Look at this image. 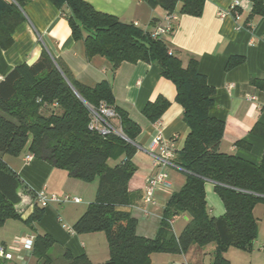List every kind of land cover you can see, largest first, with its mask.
<instances>
[{
  "label": "trees",
  "instance_id": "trees-1",
  "mask_svg": "<svg viewBox=\"0 0 264 264\" xmlns=\"http://www.w3.org/2000/svg\"><path fill=\"white\" fill-rule=\"evenodd\" d=\"M32 0H0V48L13 44L15 30L25 21L23 10ZM65 16L74 41H83L88 59L105 58L112 71L122 63L144 61L156 65L161 77L176 90L175 102L183 110L182 119L189 128L183 148L174 160L185 174L183 186L164 205L161 221L153 239L136 234V220L127 210L137 199L127 189L135 172L131 162L140 127L120 109L111 86L102 81L94 87L73 79L46 52L31 65L15 66L0 81V155L18 156L27 150L69 177L84 182L97 181L95 200L74 223L76 234L102 232L109 247L105 264H151L153 254H186L192 247L214 244L211 264H229L224 253L229 247L252 248L257 224L253 210L264 205V154L259 164L219 151L224 122L210 115L213 89L190 60L183 67L168 50L162 37L151 38L133 24L96 11L84 0H48ZM151 8L160 6L172 13L181 3L180 12L199 16L203 0H144ZM251 16H264V0H251ZM170 52V54H169ZM242 62L231 58L227 68ZM264 91V81L258 83ZM100 104L112 108L118 127L126 139L115 134L100 135L89 129L88 107ZM170 103L158 97L148 103L143 116L155 123ZM44 112H48L45 114ZM109 162L113 164L110 165ZM213 183L214 192L225 213L212 217L206 203L205 184ZM20 181L0 158V227L9 219H19L14 206L19 203ZM39 211L25 222L30 225ZM187 216L179 236L172 222ZM55 242L48 235H36L33 257L37 264H53L50 256ZM63 264H91L85 255L73 257L67 252Z\"/></svg>",
  "mask_w": 264,
  "mask_h": 264
},
{
  "label": "crops",
  "instance_id": "crops-1",
  "mask_svg": "<svg viewBox=\"0 0 264 264\" xmlns=\"http://www.w3.org/2000/svg\"><path fill=\"white\" fill-rule=\"evenodd\" d=\"M84 1L96 11L112 15L122 23L135 24L147 33L163 23L167 14L176 16L172 32L162 39L183 67L190 60L196 61L198 72L213 89V106L209 113L224 122L219 151L253 164L261 162L264 154V91L258 83L264 81V16H251V0H203L199 16L181 13V3L172 13H167L160 6L151 8L144 0ZM234 2H238L234 10L237 15L232 11L221 18L219 12L229 11ZM65 13H68L67 9L59 10L48 0H32L25 6V21L15 30L13 44L7 50L0 48V81L15 66L31 65L46 52L78 83L87 87L102 81L110 84L116 105L141 129L134 142L136 152L131 160L135 172L127 183L128 191L136 193L138 199L127 210L137 222V236L153 239L164 205L186 180L179 169L155 167L147 152L150 142L158 134L174 145L175 158L184 146L189 128L182 119L181 106L175 102V87L161 77L154 64L144 61L122 63L113 72L105 58L88 59L83 41L73 40ZM237 57L242 58V62L227 68L229 59ZM158 97L170 105L155 123H151L142 111ZM112 123L118 127V119ZM29 155L32 158L27 160ZM0 158L20 181V201L14 206L19 219L6 220L0 227V246L12 254V259H0V264H37L33 247L27 250L24 242L27 236L34 240L36 235L44 234L55 242L51 252H55L62 264L65 252L73 257L85 255L91 264L108 261L109 247L102 232L76 234L72 229L96 197V181L71 178L65 170L33 157L27 150L18 156L4 154ZM158 171L167 174V185H159L154 202L147 204L143 201L146 179ZM40 193L46 198L55 195L59 202H49L41 207L36 201ZM66 196L78 198L80 202L64 201ZM205 196L210 216H222L225 213L223 203L210 181L205 184ZM35 211L40 212L38 219L30 225L25 224ZM187 222V216L172 222L175 236L180 235ZM258 245L259 251L264 253V246ZM205 248L192 246L189 251L203 257Z\"/></svg>",
  "mask_w": 264,
  "mask_h": 264
},
{
  "label": "built area",
  "instance_id": "built-area-1",
  "mask_svg": "<svg viewBox=\"0 0 264 264\" xmlns=\"http://www.w3.org/2000/svg\"><path fill=\"white\" fill-rule=\"evenodd\" d=\"M238 7V2H234L229 8V11L219 12L221 18L225 17L229 13L237 15L235 9ZM176 20V16L173 14H167L164 22L156 25L154 30L151 32V38L159 39L173 30V22ZM135 25V24H134ZM170 54V52H169ZM90 113V122L89 129L95 131L100 135L106 136L115 134L123 139H126L122 134V131L119 127H116L112 121L117 118L114 110L105 104H100L98 108L88 107ZM147 152L152 156L154 166L157 168L173 167L182 171L178 166L175 165V147L174 145L158 134L149 144ZM32 157L29 155L26 157L27 160H30ZM159 185H167V174L158 171L156 174L148 177L146 179V185L143 193V201L147 204L154 202V193L156 188ZM64 201L72 200L75 203H79L78 198H70L66 196L63 198ZM37 203L41 207H45L49 202H59V199L53 195L50 198H46L43 193L38 194L36 198ZM33 237L27 236L24 242V247L27 250H31L33 247ZM0 259L9 261L12 259V254L8 253L3 246H0Z\"/></svg>",
  "mask_w": 264,
  "mask_h": 264
},
{
  "label": "rangeland",
  "instance_id": "rangeland-1",
  "mask_svg": "<svg viewBox=\"0 0 264 264\" xmlns=\"http://www.w3.org/2000/svg\"><path fill=\"white\" fill-rule=\"evenodd\" d=\"M47 114L48 112H44ZM112 165V162H109ZM94 182V181H93ZM97 182V181H96ZM95 200V198H94ZM93 200V201H94ZM89 205V204H88ZM88 205L86 207H88ZM253 216L256 219L257 235L254 244L249 250H242L236 247H229L224 253V258L229 264H261L264 261L262 252L259 251V243L264 246V205L257 204L253 210ZM178 224H181L179 221ZM178 224L174 226V230L177 231ZM206 254L201 257L198 253L187 251L186 254H153L151 256V264H211L212 252L214 250V244L206 246ZM184 255V256H183ZM50 256L53 258V264H62L58 258H56L55 252H50Z\"/></svg>",
  "mask_w": 264,
  "mask_h": 264
}]
</instances>
